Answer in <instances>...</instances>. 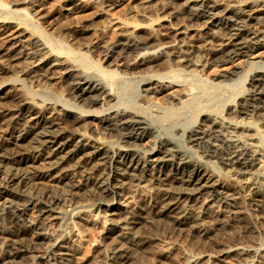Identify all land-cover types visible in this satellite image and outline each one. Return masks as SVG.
Returning <instances> with one entry per match:
<instances>
[{"label":"bare ground","instance_id":"bare-ground-1","mask_svg":"<svg viewBox=\"0 0 264 264\" xmlns=\"http://www.w3.org/2000/svg\"><path fill=\"white\" fill-rule=\"evenodd\" d=\"M82 1L69 0L66 5L70 10L77 9ZM96 1L105 10L115 3V0ZM151 1L144 0L139 6L143 22L121 18L118 36L112 42L106 43L101 35L95 34L85 44L89 52L92 46L100 47L103 61L109 66L115 65L106 68L90 61L86 50L79 51L54 35L55 31L65 28L75 37L85 31L84 26H64L46 32L39 26L40 15L35 7H18L23 0L11 4L0 0V26L4 28L13 21L20 25L0 47V72L4 67H13L12 63L21 59L15 80L22 84V80L28 77L30 84L40 86L51 78L53 70L58 69L69 79L68 99L72 107L39 104L40 101L36 103L20 95L21 90H18L20 94L11 92L9 96L6 90L4 92L11 99L8 103L12 104L8 106L6 103L7 107L1 109L0 116L14 117L18 128H14L13 134L9 133L3 146L0 144V166L4 160L13 165L12 172L7 174L6 169L0 167L3 169L0 171V198L6 196L0 202L8 218L7 225L0 224V264H13L20 256L59 264L63 255H70L73 249L71 240L54 236L51 239L43 232L44 225L48 224L46 220L58 217L64 208L74 210L71 215L78 224L93 223V214L89 216L78 205L74 206L79 201L75 193L56 191L54 195L39 200L34 206L33 218L26 217L27 208L23 203L18 206L13 201L15 198L22 202L29 197L20 190L30 181L29 173L34 178L50 176L55 181L66 180L71 166L67 163L72 160L71 167H83L85 173L90 174L87 175L88 181L97 185L95 204L104 209L108 221L105 233L116 232V240L106 248L110 264L137 260L140 257L138 250L154 239L129 238L125 236L126 229L138 224L152 225L164 218L205 235L204 219L211 220L210 226L216 222V226L223 228L216 218L220 216L215 209L208 208L209 204L216 202L218 207H233L236 199L264 188V129L258 126L264 122V55L256 60L250 58L257 49H264V0H161L155 10L161 12L168 6L172 10L166 21L162 19L165 23L157 24L154 20L159 16L158 13L151 16L154 9L148 3ZM172 20L175 25L171 24ZM241 57L245 58L234 66L204 78L210 87L227 88L242 82L240 73L251 72V77L247 76L246 90L233 102L230 111L218 117L212 111L202 109L197 113L202 116L193 123L175 126L176 133L156 135V128L151 125L153 122L137 110L141 106L124 105L114 90V84L126 78V74L139 76L136 93L139 100L152 101L151 98L165 91L166 96L162 95L167 104L165 108L180 109L193 93V87L188 92L181 91L188 87L182 89V86L181 90L174 87L180 86L177 80L180 76H198L206 64L233 63ZM154 67H157L156 71ZM186 68L190 73L185 71ZM169 88L172 90L166 92ZM99 101L101 106L102 102L116 103L117 106L89 109ZM82 111L94 112L87 115L106 131L115 132L113 142L116 149L109 146L107 140L94 141L93 136L87 134L88 130L87 133L81 130L88 119L81 114ZM240 114H252L258 121L239 118ZM177 132L181 133L178 135ZM145 137L153 139L152 145L141 148L139 142ZM198 149L200 156L194 152ZM258 162L260 168L255 167ZM68 180L72 181L69 177ZM149 183L157 189L151 196H154L153 213L142 215L130 211L129 208L137 207L138 200H144ZM126 193L128 196L125 197ZM138 193L140 198L136 199ZM119 210L124 212L121 217L117 216ZM30 232L32 240L26 238ZM211 239L209 244L213 249L198 250L186 258L185 264H252L260 252L254 239L245 241L225 234ZM156 252L164 257L170 254L165 247ZM137 262L146 264L143 260Z\"/></svg>","mask_w":264,"mask_h":264},{"label":"rangeland","instance_id":"rangeland-1","mask_svg":"<svg viewBox=\"0 0 264 264\" xmlns=\"http://www.w3.org/2000/svg\"><path fill=\"white\" fill-rule=\"evenodd\" d=\"M2 1L11 4L12 2L20 1V0H2ZM23 1L24 2L21 3L20 5L18 4V7H22V8L30 7V6L35 7L37 9L38 16L40 15L38 21H40L41 23L39 26L41 29H43L46 32H52L55 29H60L61 27L64 26H67V28H69V26L71 27L72 25L73 26L71 28H74L75 26L76 27L84 26L85 31H83L82 34L74 33L75 37L71 35L70 30H64L65 28H62L59 31H55L54 33V35H58V37L62 41H64L67 44H70L72 47L78 49L79 51L82 50L87 51L85 44H87V42L92 40L95 34L101 35L102 40L106 43L112 42L118 36V32L121 26L120 25L121 18L125 17L131 21L133 20L136 22L138 21L143 22L139 16L140 13L139 6L142 2H144V0H115V3L112 6L108 7V9L106 8V10L102 8L101 5L97 3L96 0L95 2L93 0H83L82 5L79 8L72 10L68 9V6L66 5L67 3H69V0H23ZM159 1L161 0H152L151 2H148L151 3L152 7L154 8V9L152 8L153 10L151 11L152 14L151 16L155 17V13H158L159 16V18L154 20L155 24L160 22L165 23L164 21H166L169 17L168 12L172 10L171 6L162 9L161 12L160 9L155 10V7L158 6ZM162 15H166V16H162ZM15 22L13 21V23L12 22L9 23V25H7L4 28H2L3 26H0V47L3 43V40L7 38L12 31L18 28L19 24L17 23V21ZM171 22L172 25H175V20H172ZM75 46L78 47L76 48ZM86 53L88 54L87 56L90 61L102 67L107 68L108 66V68H111L115 66L114 64L113 66L112 65L109 66L110 64L103 61L102 59L103 52L101 48L98 46H92L90 52L87 51ZM262 55H264V49L259 48L250 55V58L256 60L263 57ZM60 58L63 59V57ZM244 58L245 57L236 59L233 63H216L213 65L206 64L204 65V67H202L201 70L197 68L200 70L198 72L200 75L198 74V76H191L190 74L185 76H180L177 79L179 80L180 84L179 83L178 84L180 86H174L175 88L177 87V89H180L183 86L182 87L183 89L188 87L186 91L184 89L183 90L180 89L181 91L188 92L189 91L188 89H190V87H193L191 88V92H193L192 96L186 102L185 104L186 107L184 106L181 107L180 109L165 108V106L167 105L165 98L163 97L166 96L165 91L164 93L161 92L157 94L155 98L154 97L151 98L150 100L152 101L149 102H144L141 98L140 100L145 103L143 104L139 100L140 97L138 98V96L136 95L138 88L137 86L138 81L140 80L139 76L132 77L131 74H126V78L114 84V90L118 93L120 102H123V104L125 103L124 105H126V103H129V105L133 107L136 105L141 106V108H137V110L141 112V114L144 115L149 122L150 121L153 122L151 125L152 127L154 126L153 127L154 129L155 128L157 129V130L155 129L156 135H161L166 133H176V130H174L175 126L177 128V126L178 127L184 125L187 126L191 122L193 123L195 120L199 119L202 116L201 113H199L200 115H197V113L202 109L203 110L205 109L206 111L209 110V112L212 111V113H215L214 115H217L218 117H220L221 115L224 116L223 114H227L228 111H230L233 102L238 100L240 94H242L246 90L249 84L248 83L249 78L251 77V72L245 73L244 75H241L242 73H240L239 77L242 78L241 79L242 82L240 81L241 83L233 84L227 88L210 87V85L207 83L206 80H204V78H207L209 77V75L211 76L217 73L218 71H222L226 68L232 67L234 66V64H236V62L238 61L240 62ZM21 61H22L21 59H19L18 61H14L12 63L13 67L11 68L10 66L4 67L5 69H3L0 72V93H1L0 95H2L5 92V90H6V94L8 93V96L10 95L9 93L11 92L12 93L15 92L14 94H16V92L18 93V90H21L19 91L21 94L20 93L18 94L30 98V100L33 102L35 101L36 103H38L40 101L39 104L41 103L43 105L52 104L56 108L67 107V109L70 108L72 109V107L70 106V100L68 99V95H69L68 78L62 76L59 70L56 69L53 70L51 74V78H49L40 86H35V85L33 86V84H30V80H28V77H25V79L22 80V84H23L22 85L17 80H15V78L19 74L20 65L22 63ZM156 70L157 67L155 71ZM160 70L161 68L158 69V71ZM187 70L188 68H186L185 71L188 72ZM20 77L22 78V76ZM190 84L192 85L190 86ZM174 87L172 88L174 89ZM170 89L171 88H169V90H167L166 92L172 90ZM180 90H178L177 92H181ZM238 91H240V93H237ZM6 94L4 93L3 94L4 96L3 95L0 96V100L5 101V99L8 97ZM160 96H162L163 99H161ZM6 100L7 102L5 101V103L4 101H0L1 102L0 105L3 107L1 108L0 106V111L1 109L3 110L5 107H7V105L10 106V104H12V102L8 103V101L9 100L11 101V99L7 98ZM100 104L101 101L98 102V105L97 104L94 105L96 108H94V106L92 105L93 107L89 106V109H100L105 107L107 108L109 107L110 109L111 108L113 109L117 106L116 103L112 105L110 103L104 102L105 104L104 105L102 102V106ZM92 113L94 112H86V111L81 112V114H83L86 119L87 118L89 119V120L88 119L85 120V125L87 123L88 124L87 126L85 125L82 126L81 130L83 131L85 130L84 131L85 133H87L88 130L87 134H90L91 135L90 137L93 136L92 139L94 141L107 140L106 142L109 143V146L116 149L117 145L115 144V142H113L114 139L116 138V136L114 135L115 132H110L109 130L106 131L107 129H104L103 127L97 125L98 122L93 118L91 119L90 115H87ZM150 116L152 119L150 118ZM0 117L2 118L3 116ZM238 117L243 119L258 121V118L252 114L251 115L240 114ZM1 118H0V144L2 145L8 141L9 138L8 136H10L11 132L13 134L14 131L17 130L18 124L14 119V117H12V119L10 118L8 119V116L6 118L5 117H3L2 119ZM3 120L4 122H2ZM88 126L91 128V131L90 128H88ZM258 126H260L261 129H264V122L262 124L260 123ZM99 127L101 128V130ZM94 131L96 132L94 133ZM99 131L101 132L103 131L102 133L100 132L102 136L98 133ZM178 133L181 132H177V134ZM177 134H173V135L177 136ZM97 138H100L101 140ZM152 141L153 139H151L150 137H145L139 142V145H141L140 146L141 148H148L149 145H152ZM194 152H196L195 154L197 156H200V154H198L200 153L199 149L197 151L195 150ZM37 162L38 161H36V163ZM73 163L74 162L72 160L67 163V166L69 164L72 166ZM217 163L218 165H220L219 162ZM260 164L261 163L258 162L255 167L258 168ZM12 166L13 165L11 164L10 161L4 160L3 165L0 167L1 168L4 167L6 169V174H7L12 172ZM71 166L68 167L70 168L69 171L70 174L68 177L70 178V180H72L71 182H69L68 177L66 180L55 181L50 176L45 177L43 179L34 178L33 176H31L32 174L29 173L30 181L27 184L22 185L20 187V190H23L24 193L28 194L29 197L22 202L20 200H16L15 198L13 199V201L15 204L17 203L18 206H21L19 204L23 203L27 208V210L25 211L26 217L33 218L35 214L34 206L39 200H44L45 198L54 195L56 191L75 193L77 197H79L80 202L78 201L77 204L75 205L72 204V206L78 205L79 208L83 210L84 213H87L89 216L93 214L92 216L93 219L91 218L93 223L82 222L78 224L77 221L74 219L75 217L71 215L74 212V210L69 209L70 211L69 210L67 211L66 208H64L62 209L63 211L61 213L57 214L58 217L53 218V220L50 217L48 220H46L48 224L44 225L43 232L46 234L48 233L47 236L51 239L54 236V238H62V240L64 241L67 239H69V241L70 240L72 241L71 243L73 244V249L72 251H70V255H63L59 259V261L61 260L59 264H110V262L107 261L106 248L116 240L117 238L116 232L112 234L105 233V228L108 225V221L106 220L105 214H103L104 213L103 207L102 206L96 207L95 203H97L98 196H97V187L95 186L97 185H94L88 181L89 178H87V175L89 176L90 174H86L83 167L72 168ZM262 182H263L262 185L264 186V180H262ZM152 184L153 183H149L145 191L146 195L144 200L142 201L138 200L136 204L137 207L129 208L130 211L132 210V212L134 211V213L136 214L141 212L142 215L145 214L151 215L153 213L151 212L153 208L151 205L152 203H154L152 201V198L154 196L153 197L151 196L155 194V191L157 189ZM1 187L2 186H0V188ZM138 195H136L137 196L136 199L140 198L139 193ZM126 196H128L127 193L125 197ZM5 197L6 196H3V198H0V200H4ZM123 199L124 197L120 199V201ZM235 202L236 203L233 205V207L229 206L228 208H223L222 206L218 207V205H216L217 204L216 202L209 204L208 208L213 211L215 209V212H217L218 216H220L216 218L219 220V223L223 226V228L222 227L219 228V226H216L215 225L216 222H213L214 224L212 223L210 226L211 220L204 219L202 223H204L203 226L207 228V233L205 235L202 234L200 235V233L196 231H191L186 226H177L170 220L164 218L156 220V222L152 225L148 224L149 226L148 225L143 226L138 224L131 227L130 229H126L125 236L129 238H134V239L135 238L138 239L140 237L154 238L149 245H147L143 249L138 250V254L140 257L137 260H130L126 264H137L138 263L137 261L139 260H143L146 264H185L186 258L190 257V255H193L198 250L209 251L208 249L214 248L212 247V245H210L211 242H209L212 240L211 239L212 236L220 238V236L223 237L224 234L228 235V237L240 238L242 240L245 239L246 240L254 239L253 241L256 240L255 243L259 245L260 252L257 254L252 264L253 263L264 264V188L258 192L249 193V195L247 194L243 198H238L235 200ZM2 207L3 205L0 206V210L2 211V214L0 212V224L7 225L8 218L4 213L5 212L4 208ZM123 215H124L123 210L122 211L119 210L117 216L121 217ZM229 221L232 224L229 223ZM26 238L32 240V233L30 232L29 234H27ZM161 247L163 248L165 247L170 250L169 256L164 257L157 254L156 252L157 249ZM13 264H47V263L45 260L39 261L34 258L28 259L26 257L20 256L17 258L16 261H14Z\"/></svg>","mask_w":264,"mask_h":264}]
</instances>
